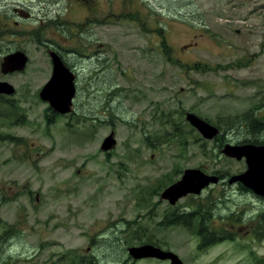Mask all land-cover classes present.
I'll use <instances>...</instances> for the list:
<instances>
[{
	"label": "rangeland",
	"instance_id": "374dc122",
	"mask_svg": "<svg viewBox=\"0 0 264 264\" xmlns=\"http://www.w3.org/2000/svg\"><path fill=\"white\" fill-rule=\"evenodd\" d=\"M22 7L30 18L14 12ZM49 47L77 73L72 114L56 116L39 98L53 72ZM17 50L25 70L2 74ZM0 82L15 88L0 95V191L11 197L0 226L27 219L0 264H73L89 247L124 264L129 249L153 241L186 264H264V236H245L249 226L264 235V216L252 218L264 198L229 184L246 162L186 120L217 126V139L264 140L262 124L243 130L245 116L264 120V0H0ZM111 134L115 146L103 151ZM190 169L226 181L174 206L161 199ZM200 205L238 240L203 249L199 218L160 224Z\"/></svg>",
	"mask_w": 264,
	"mask_h": 264
},
{
	"label": "water",
	"instance_id": "95a60500",
	"mask_svg": "<svg viewBox=\"0 0 264 264\" xmlns=\"http://www.w3.org/2000/svg\"><path fill=\"white\" fill-rule=\"evenodd\" d=\"M22 12V11H21ZM28 18V14H21ZM50 57L53 64V73L50 80L45 84L40 92V99L50 104V106L61 114L71 111L72 100L75 96L74 75L65 67L61 58L56 52H51ZM28 63V56L21 50L4 57L1 64V72L5 75L23 71ZM15 89L7 82H0V94L13 95ZM187 122L195 127L206 140H213L219 134V130L207 123L193 113L187 116ZM114 135L107 137L101 149L109 151L115 146ZM228 158L245 159L247 170L241 174L234 175L229 180V184L240 182L256 195L264 197V145H226L222 150ZM218 177L209 176L201 170L190 169L185 172L182 179L171 185L161 194V199L166 200L170 205H175L180 199L189 194H200L202 190L211 184H217ZM129 254L134 259L158 257L171 259L172 264H182L179 258L171 253L149 245L129 249Z\"/></svg>",
	"mask_w": 264,
	"mask_h": 264
},
{
	"label": "flooded vegetation",
	"instance_id": "af4514ba",
	"mask_svg": "<svg viewBox=\"0 0 264 264\" xmlns=\"http://www.w3.org/2000/svg\"><path fill=\"white\" fill-rule=\"evenodd\" d=\"M23 10H25L24 7L15 8L14 12L15 13L19 12L20 15L21 14H26V13L30 14L29 12H27V10H25L26 12H24ZM29 16H31V15H29ZM49 48L51 49V51L53 50V47H49ZM54 51H56L59 54V51H57L56 49H54ZM62 60H63V63L65 65V67H67L74 74V77H75L74 85H75V89H76L75 90V96H76V94H77V87H76L77 86V84H76L77 73L75 72L74 69H71L69 67V65H68V63L66 62L65 59L62 58ZM72 106H73V104H72ZM52 112H54V114H56V116L59 115L55 111H52ZM72 113H73V110H71L69 114H72ZM59 116H62V115H59ZM228 131H233V128L232 127L229 128ZM220 134H221V129H219V135ZM218 136L215 139H213L212 141L215 144H220L222 146V148L224 146H226V145H240L241 141L232 142V141L228 140L227 137H225L224 140H223V137L221 139H217ZM222 150H221V153H222ZM218 177H219V182L224 183L226 181V178H223L221 176H218ZM236 185H237L239 190H243L244 192H247V193H253V191H251L250 189H248L247 187L243 186L240 183H237ZM8 189L10 190L11 193H15V191H16L15 187H9ZM17 192L18 193L21 192L22 196H24L26 194V191H25L24 187H22V189H20V190L18 189ZM9 198H11L10 194H8L7 196H5V195L3 196V195H1V191H0V205H3L5 203V201L8 200ZM261 198H264V197H261ZM37 200H38V197H37ZM13 201H15V200H13ZM260 216H264V212H262L260 215L259 214L257 216L255 215L252 218H254V219L255 218H259L260 219ZM211 219H212L211 216L209 218L207 217V218H205L203 220V223H202V218H199L200 224H199V226H195L196 234L200 238V243L212 241V245L209 246V247H215V246H219L220 244L226 243V242L235 243L238 240V239H236L237 235L235 233H233L232 231H230L229 229H224L223 225H221V227H213V223L211 222ZM26 220H18V219H16L11 224H5L4 225L5 229H2L1 226H0V228L2 229V232L0 233V254H2L3 257L9 256L11 253H13L15 245H16V240H17L15 238H19L21 236V234L24 232L22 227L23 228L26 227ZM0 222H1V219H0ZM166 223H168V219L165 216L162 219L160 224L164 225ZM210 225H211V227H210ZM207 227L209 229H207ZM225 230H227V232H225ZM211 232H215L217 234L216 235H211ZM245 236L248 237V238L256 239V240H261L264 235H263L262 232H260V229L258 230V228L249 226V230L246 232ZM110 242H111V244H113L114 247H117L116 243L113 240L110 241ZM144 245H149V246H152L154 248L161 249V250H163L165 252H171V253L175 254L179 258V260L182 262V264H186L184 262V260L178 254H176L173 251L163 249L158 244L157 241L149 242V243L144 244ZM200 248H201V244H200ZM36 251H38V250H36ZM115 252H113L112 254H115ZM99 253H101L103 255V257H104L103 260H101L99 258V256L97 255ZM119 254L121 255V253H119ZM124 254H125V258H127V254H128V258L126 259V262H124V264H131L134 261L138 262V261H143V260L148 261V262L152 261V262H155V263H158V264H172L171 259H162V258H158V257H148V258L134 259L133 257L130 256L129 252L128 253H124ZM120 255H118V253L116 252L115 256H108L105 253L96 251V248L93 249V247H89L87 249V251L85 252V254H83L82 252L81 253L79 252V253H76L71 258L73 259V261H72L73 264H122L123 262H121V258H120L121 256ZM2 256H1V259H3ZM2 264H8V261H2Z\"/></svg>",
	"mask_w": 264,
	"mask_h": 264
},
{
	"label": "trees",
	"instance_id": "16d2710c",
	"mask_svg": "<svg viewBox=\"0 0 264 264\" xmlns=\"http://www.w3.org/2000/svg\"><path fill=\"white\" fill-rule=\"evenodd\" d=\"M163 48L165 49V44L163 43ZM249 118V115L247 116ZM245 116V121H247V124L248 122L251 124H248L250 126V129L248 128H243V130H247L248 133H251V130L253 129V131L255 132V128L262 124V126H264V120H261L260 123H258L257 125H253L252 122ZM239 123H243V122H239ZM242 128V127H241ZM242 130V131H243ZM240 131V129H239ZM249 137L245 138L242 142H240V144H245V143H248V144H264V140L261 141L260 139L256 138V137H251V134L248 135ZM221 147V146H220ZM211 211H208V210H205V208L200 205L199 208H197L196 210H192V212H182L181 208H178V209H174L171 213H169L166 218L168 219V223L166 224H161L162 226H167V225H174V224H180V225H186V226H189L191 221L196 219L197 218H202V223H203V220L205 218H209L211 216ZM207 229H209L207 227ZM217 233L215 232H211V235H216ZM212 238V237H211ZM212 245V241H209V242H202L201 243V248H207L209 246Z\"/></svg>",
	"mask_w": 264,
	"mask_h": 264
},
{
	"label": "bare ground",
	"instance_id": "6f19581e",
	"mask_svg": "<svg viewBox=\"0 0 264 264\" xmlns=\"http://www.w3.org/2000/svg\"><path fill=\"white\" fill-rule=\"evenodd\" d=\"M26 14H28V13H26ZM28 15H30V14H28ZM29 17H30V16H29ZM29 17H28V18H29ZM43 102H44V101H43ZM46 103H47V102H46ZM48 104H49V103H48ZM49 106H50V104H49ZM50 108L53 109L51 106H50ZM53 111L57 112V111L54 110V109H53ZM57 113H58L59 115L64 116V114H61V113H59V112H57ZM216 177H218V176H216ZM218 179H219V177H218ZM218 183H219V181H218ZM218 183H217V184H218ZM237 183H240V182H237ZM237 183H234V184H237ZM217 184H212V185L214 186V185H217ZM240 184H241V183H240ZM242 185H243V184H242ZM243 186H244V185H243ZM201 193H202V192H201ZM201 193H200L199 195H201Z\"/></svg>",
	"mask_w": 264,
	"mask_h": 264
}]
</instances>
